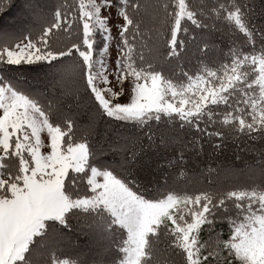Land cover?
I'll return each mask as SVG.
<instances>
[{"label": "snow or ice", "instance_id": "1", "mask_svg": "<svg viewBox=\"0 0 264 264\" xmlns=\"http://www.w3.org/2000/svg\"><path fill=\"white\" fill-rule=\"evenodd\" d=\"M14 8L0 30V264H264V4L0 0V16ZM205 138L214 152L252 141L247 179L161 183L160 152ZM184 156L168 161L181 177ZM73 234L95 254L70 258Z\"/></svg>", "mask_w": 264, "mask_h": 264}, {"label": "trees", "instance_id": "2", "mask_svg": "<svg viewBox=\"0 0 264 264\" xmlns=\"http://www.w3.org/2000/svg\"><path fill=\"white\" fill-rule=\"evenodd\" d=\"M254 3L257 6L256 10L258 12L259 6L264 4V0H254ZM9 11L10 13L8 15L12 16V12H18V9L14 8ZM16 14L18 15V13H15L14 15ZM256 22L260 23L259 18H257ZM13 24L15 27V22ZM216 42L217 44H220L219 40ZM220 46L223 47L222 44ZM225 51H227L226 48ZM192 63H195L194 59L192 60ZM34 76V73H30L28 79L31 80L34 85L39 86L41 81L38 77L33 79ZM218 142L219 141H213V143ZM201 143L204 146V150L202 152H194L190 144L186 149H177L175 152L172 148L161 151L157 160L160 165L159 176L161 183H163L165 178H168L170 184L175 182L180 186L185 184H195L196 186H200L203 185L206 180L219 179L223 181L225 179L224 174H221L219 177L216 175V172H220L221 169L228 174L230 180L243 181L247 179L246 176H240V172L245 169L246 163H251L253 155L255 154L252 150V141L247 139L229 140L220 150L215 152L212 144H209L206 138L202 140ZM255 145L256 148H259V141H256ZM180 151L185 152L182 168L187 174L186 177L179 176L177 168L170 166L168 163L169 160H172L174 163L178 161ZM209 169H212L213 172L210 173ZM226 227L227 226L225 225L224 230H226ZM72 238L77 241L78 246L71 245L63 248V251L69 254L70 258H74L76 252L88 255L95 254L96 245L94 243L89 242L85 237L77 234H73Z\"/></svg>", "mask_w": 264, "mask_h": 264}, {"label": "rangeland", "instance_id": "3", "mask_svg": "<svg viewBox=\"0 0 264 264\" xmlns=\"http://www.w3.org/2000/svg\"><path fill=\"white\" fill-rule=\"evenodd\" d=\"M9 13H10V11L6 15L0 16V30L6 29V28L7 29L14 28V24L13 23L16 21V17H17V14L16 15H14V14L18 13V12L17 11L16 12H12V16L8 15Z\"/></svg>", "mask_w": 264, "mask_h": 264}]
</instances>
